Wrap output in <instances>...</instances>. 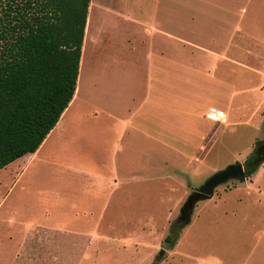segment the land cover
<instances>
[{"label": "crops", "instance_id": "0c3cea01", "mask_svg": "<svg viewBox=\"0 0 264 264\" xmlns=\"http://www.w3.org/2000/svg\"><path fill=\"white\" fill-rule=\"evenodd\" d=\"M242 1L236 21L230 23L232 0H165L161 12L151 3L145 15L131 16L124 13V0H90L73 99L40 148L4 168L12 178L7 195L36 163L35 168L50 167L51 173L46 175L50 183L68 179L70 175L62 174L64 169L59 172L63 167L57 156L70 149L76 136L93 137L83 123L100 127L98 160L110 173L85 178L98 182L102 193L127 197L134 195V190L146 192L148 206L154 210L158 205L164 208L172 195L185 198L199 188L193 181L205 182L211 175L209 158L217 146H224L221 140L232 127L220 125L208 115L217 111L222 113V123H226V116L230 119L235 107L236 68L227 47L188 42V38L235 36L246 30L244 26L257 32L255 20L264 15L244 22L254 0ZM91 5L102 18L94 30L87 29ZM263 172L264 163L249 180L238 182L242 187L208 200L225 203L233 190L251 191L248 185H253L257 176H264ZM254 190L255 199L247 202L237 198L234 209L222 208L212 220L217 226L226 222L219 228L228 234L244 237L232 239L233 247L243 246L238 264H264V190L259 186ZM213 260L214 264H224L226 258L215 256Z\"/></svg>", "mask_w": 264, "mask_h": 264}, {"label": "rangeland", "instance_id": "374dc122", "mask_svg": "<svg viewBox=\"0 0 264 264\" xmlns=\"http://www.w3.org/2000/svg\"><path fill=\"white\" fill-rule=\"evenodd\" d=\"M124 1V13L131 16L145 15L151 3L156 12H161L165 0ZM242 3V0H232L228 22L236 21ZM260 14L264 15V0H254L249 4L244 22L251 23ZM255 27V33L244 26L246 30L236 32L235 36L188 38V42L227 47L236 68L235 107L230 119L224 118L226 123L219 122L232 127L221 140L224 146H217L209 158L212 172L208 179L230 165H242L255 142L264 140V16L256 18ZM79 111L82 112L81 106ZM83 126L93 137L76 136L70 141V149H64L57 156L63 167L59 172L64 169L62 174L70 175L68 179L50 183L46 176L51 173L50 167L35 168L37 163H34L20 185L7 195L12 178L7 176L9 169L0 170V264H214L215 256L225 257L224 264H238L243 246L233 247L232 239L240 241L244 237L228 234L219 228L226 222L220 221L217 226L212 220L217 213H222V208L234 209L237 198L247 202L255 199L254 189L259 186L264 190V176H257L253 185H248L251 191L239 188L243 190L228 193L225 203L216 199L198 202L191 222L179 229L178 245L169 248L164 239L192 191L181 199L172 195L168 205L154 206V210L148 206L146 192L134 190V195L127 197L109 191L102 193L98 182L85 178L88 174L110 173L98 160L100 127L94 123H83ZM44 149L50 150L48 146ZM53 169L58 173L57 167ZM31 173L35 174L32 178ZM193 182L200 187L204 181ZM236 186L242 187L236 181L221 185L214 190L212 198ZM56 194H59L58 200Z\"/></svg>", "mask_w": 264, "mask_h": 264}, {"label": "trees", "instance_id": "16d2710c", "mask_svg": "<svg viewBox=\"0 0 264 264\" xmlns=\"http://www.w3.org/2000/svg\"><path fill=\"white\" fill-rule=\"evenodd\" d=\"M90 0H0V170L34 154L73 99ZM264 140L243 163L251 178ZM164 244L173 248L179 229Z\"/></svg>", "mask_w": 264, "mask_h": 264}, {"label": "water", "instance_id": "95a60500", "mask_svg": "<svg viewBox=\"0 0 264 264\" xmlns=\"http://www.w3.org/2000/svg\"><path fill=\"white\" fill-rule=\"evenodd\" d=\"M246 180L244 168L241 164L236 163L228 166L207 179L199 188L195 189L186 199L179 211V217L176 224L183 226L191 222L192 213L195 205L203 200L212 198L214 190L230 181H236L243 184ZM163 255V252H161Z\"/></svg>", "mask_w": 264, "mask_h": 264}, {"label": "bare ground", "instance_id": "6f19581e", "mask_svg": "<svg viewBox=\"0 0 264 264\" xmlns=\"http://www.w3.org/2000/svg\"><path fill=\"white\" fill-rule=\"evenodd\" d=\"M96 7H94L93 5H91V9L89 10V28H87V29H91V30H94V26H95V24L98 22V21H100V20H102V18L100 17V14H99V10L98 9H95ZM89 31L90 30H88V33H89ZM87 32V31H86ZM88 36V35H87ZM89 37V36H88ZM91 42V41H90ZM90 53H91V51H90ZM82 59V58H81ZM84 60V59H83ZM82 65H84V63H82V60H81V67H82ZM81 71H84L83 69H81L80 70V72ZM83 73H85V72H83ZM80 76H81V74H80ZM83 76V75H82ZM83 78V77H82ZM86 79V78H85ZM81 80V79H80ZM81 86H83L82 85V80L80 81V88H81ZM78 93H80V92H78ZM77 93V94H78Z\"/></svg>", "mask_w": 264, "mask_h": 264}, {"label": "built area", "instance_id": "2783aa9c", "mask_svg": "<svg viewBox=\"0 0 264 264\" xmlns=\"http://www.w3.org/2000/svg\"><path fill=\"white\" fill-rule=\"evenodd\" d=\"M208 118L216 122H223L222 113L217 111H211L208 115Z\"/></svg>", "mask_w": 264, "mask_h": 264}]
</instances>
